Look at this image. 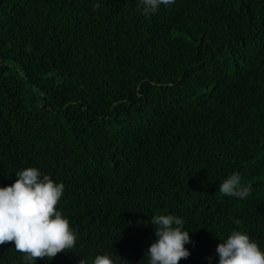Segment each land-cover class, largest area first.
I'll return each instance as SVG.
<instances>
[{
    "label": "trees",
    "instance_id": "trees-1",
    "mask_svg": "<svg viewBox=\"0 0 264 264\" xmlns=\"http://www.w3.org/2000/svg\"><path fill=\"white\" fill-rule=\"evenodd\" d=\"M29 167L77 236L33 264H149L167 214L179 264H218L233 230L264 251V0H0V187ZM234 173L247 198L219 191Z\"/></svg>",
    "mask_w": 264,
    "mask_h": 264
},
{
    "label": "clouds",
    "instance_id": "clouds-1",
    "mask_svg": "<svg viewBox=\"0 0 264 264\" xmlns=\"http://www.w3.org/2000/svg\"><path fill=\"white\" fill-rule=\"evenodd\" d=\"M141 3L146 13L155 14L161 5L169 6L174 0H141ZM16 177L10 186L0 187V245L14 243L15 249L23 254L24 264L44 258L52 260L59 253L69 252L66 250L75 247L77 236L56 209L64 185L47 175L41 178L34 167L16 173ZM219 191L244 199L251 189L242 186L239 173H234L222 182ZM150 223L155 226L157 239L145 255L149 264H179L190 256L185 245L191 243V238L189 231L184 230L183 219L171 214L156 215ZM216 252L218 264H264V251L247 234L237 230L218 244ZM119 259L120 264H128L120 256ZM79 264H86L85 259L80 258ZM93 264L116 262L104 254L97 255Z\"/></svg>",
    "mask_w": 264,
    "mask_h": 264
}]
</instances>
